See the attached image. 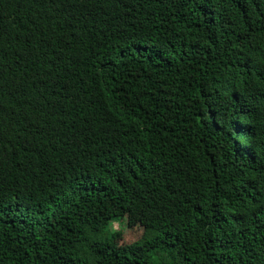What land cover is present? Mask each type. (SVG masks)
Masks as SVG:
<instances>
[{
    "label": "trees",
    "instance_id": "16d2710c",
    "mask_svg": "<svg viewBox=\"0 0 264 264\" xmlns=\"http://www.w3.org/2000/svg\"><path fill=\"white\" fill-rule=\"evenodd\" d=\"M0 264H264V0H0Z\"/></svg>",
    "mask_w": 264,
    "mask_h": 264
},
{
    "label": "rangeland",
    "instance_id": "374dc122",
    "mask_svg": "<svg viewBox=\"0 0 264 264\" xmlns=\"http://www.w3.org/2000/svg\"><path fill=\"white\" fill-rule=\"evenodd\" d=\"M114 217V215H112ZM111 222V230L117 231L121 234L119 244L126 245L136 239H138L142 233V226L146 223L148 220L147 217H144L138 224L133 227L129 228L126 226L125 222L123 220H120L119 218H112Z\"/></svg>",
    "mask_w": 264,
    "mask_h": 264
}]
</instances>
